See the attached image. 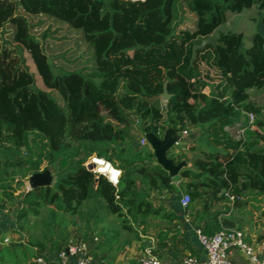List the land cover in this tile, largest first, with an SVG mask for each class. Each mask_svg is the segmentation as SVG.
Masks as SVG:
<instances>
[{"label": "trees", "instance_id": "16d2710c", "mask_svg": "<svg viewBox=\"0 0 264 264\" xmlns=\"http://www.w3.org/2000/svg\"><path fill=\"white\" fill-rule=\"evenodd\" d=\"M252 9L264 23V0H0V211L21 202L13 242L24 240L23 224L45 207L75 217L93 206L88 215L98 221L108 214L128 222V214L136 223L151 216L174 222L176 214L156 207L151 193L181 191L205 235L242 231L239 220L249 218L255 231L247 242L264 243V121L248 102L249 91L264 90L263 39L255 33L245 48L243 33L215 37L228 13ZM41 17L78 35L76 47L88 52L83 63H54L50 36H37L32 24ZM184 36L192 45L186 63L183 50H169ZM208 38L215 45L197 50L191 65L193 47ZM164 84L171 97L163 104ZM247 113L260 129L237 141L226 129ZM169 128L195 132L207 147L168 152L175 164L187 163L177 184L149 144L136 147ZM185 149L192 155L183 156ZM92 153L122 170L117 188L82 166ZM46 169L55 183L28 189L29 178ZM1 250L21 264L16 248ZM9 262L0 253V264Z\"/></svg>", "mask_w": 264, "mask_h": 264}, {"label": "rangeland", "instance_id": "374dc122", "mask_svg": "<svg viewBox=\"0 0 264 264\" xmlns=\"http://www.w3.org/2000/svg\"><path fill=\"white\" fill-rule=\"evenodd\" d=\"M260 18L261 17L258 16L256 9L245 11L242 14L228 13L227 23L217 30L215 37L219 39L223 34H228L230 32L243 33L245 35V48H248L251 46L252 38L256 33L257 24ZM39 19L43 21L42 24H37ZM32 24L36 25L35 34L37 36H40L44 32L50 36V38L45 41L47 44V53L56 65L65 66L62 63V59L65 61H68L67 59L70 61L76 60L81 64L83 63V60L87 58V47L81 43H79V45L76 47L74 39L77 40L78 35L70 32L66 26L60 27L59 25L54 24L53 21L46 20L45 17L34 18L32 20ZM58 28L61 30L57 31ZM174 43L176 46L170 47L169 50L172 52L183 50L186 53L184 59V63H186L191 54V43L186 41V36L183 38H176ZM163 62L162 66L165 67L167 62L170 64L176 63V59L172 58V60H167L165 61L166 64ZM29 68L30 70L34 69L32 64H29ZM150 77L152 78V76ZM208 92L209 90L206 89V93ZM249 95L248 102L259 108L261 111L260 115L257 116V120L264 121V90H251L249 91ZM162 103L164 104L165 102L162 101ZM248 114L249 113L244 116L241 121L242 123L246 122ZM230 128L231 126H229V129ZM244 129V133L240 134L239 136H236V134L235 136L233 135L237 141L245 139L246 131H257L260 128L254 124L251 127L244 125ZM189 132L196 134L192 131ZM141 141L139 142L140 144ZM200 141L201 139L197 137V139H195L193 142L194 144L187 147H197V150L194 152V154L204 153L207 150V147L200 146L202 145ZM140 144L136 145V147H140ZM182 145L180 146L182 147ZM180 146L177 147V151L179 152H181L180 150L182 149ZM149 148L147 147L146 149L149 150ZM186 149L185 152L182 151V155L186 153L183 156L186 157L187 154L191 156L192 154L190 155L189 151ZM27 186L28 189H30L28 181ZM183 195L185 194L181 191H177L176 194L164 192L163 196L158 197L151 193L155 205H157L159 201L161 203L163 198H165V204H171V202L174 201L177 205L181 199L180 196L182 197ZM169 198H172L170 202L167 200ZM1 200L2 198L0 196V201ZM9 207H12L10 212H4L2 210L0 211V253L2 254V257L6 259V261H10L8 264L15 263L14 261L12 262V256L11 253H8L9 251L7 252L4 250V253L3 250H1L7 245H10L12 248H16L13 254L18 256L19 260L15 257L18 262L21 264H32L35 256L39 255L40 253L54 254L57 245H59V243L66 238L70 240H82L86 238L87 240L93 241L97 245L95 260L100 264L102 260H105L108 264L121 263V261L130 258L136 253L144 251L149 240H146V244H141L140 242L145 240L141 236L152 233L154 230L153 225L156 224L155 222H157V220L148 217L143 224L139 223L141 218H138V222L136 223L130 218L128 214V222H123V219L119 216L108 214L106 215L104 221H98L97 218H92L90 215H88V211L90 213L93 211V206H86L84 214H82V216L75 217L63 216L58 212L53 214L52 209L45 207L41 209L39 217L28 218V220L25 221L22 229L24 240L16 243L13 242L10 232L17 228L16 215L18 214V211L21 207L20 200H14V205H9L8 208ZM238 226H242V231L245 233L246 237H248L255 230L253 220H250L249 218L240 219ZM235 229L239 230L238 228ZM140 233H142V235ZM36 243L39 245H44L45 249L42 250V248L38 246L33 247V245ZM241 258L244 259L243 256H241Z\"/></svg>", "mask_w": 264, "mask_h": 264}, {"label": "built area", "instance_id": "2783aa9c", "mask_svg": "<svg viewBox=\"0 0 264 264\" xmlns=\"http://www.w3.org/2000/svg\"><path fill=\"white\" fill-rule=\"evenodd\" d=\"M247 126H252L255 123L256 117L250 113L247 115ZM244 123L235 122L231 125V128L227 127V131L232 135L239 136L244 133ZM190 134L189 131H183L182 134H178L179 140L176 146L184 144V139ZM141 146L148 145L146 138L142 139ZM112 164V163H111ZM112 166L116 169L113 164ZM91 168V169H89ZM96 168L94 163L88 165L87 170L92 172L96 176H103L94 172ZM121 175L118 178L119 182L114 187H118L120 183ZM191 199L188 194H185L180 199V205L184 210V220L190 221L191 215L187 211ZM196 236L198 242L202 246L205 252L203 260L197 257L188 255L183 264H237L235 257L243 256L245 264H264V243L250 244L246 240L245 233L236 229L223 228L212 236L205 235L201 228L196 230ZM95 243L93 241L85 240H70L66 242L61 249L55 254H40L36 256L32 264H99L93 255ZM140 264H163L159 255L157 254L153 246H147L139 260Z\"/></svg>", "mask_w": 264, "mask_h": 264}, {"label": "crops", "instance_id": "0c3cea01", "mask_svg": "<svg viewBox=\"0 0 264 264\" xmlns=\"http://www.w3.org/2000/svg\"><path fill=\"white\" fill-rule=\"evenodd\" d=\"M197 134L190 133L185 139V143L188 146H192L194 144V140L197 139ZM175 184L178 183L177 177L175 178ZM178 188V187H177ZM178 197V195H177ZM176 197V198H177ZM174 198V197H173ZM181 198V196H180ZM163 200L159 201L156 207L162 206L165 209L166 213H175L177 216V220L174 222H167L166 220H162L160 218H155L151 216L152 219L157 220L154 224V230L149 235L145 234L142 235L143 241L141 244H146V240H149L147 246H153L159 255L160 259L162 260L163 264H183L184 259L188 256L197 257L200 260H203L205 257V252L200 243L198 242L196 236V230L201 228L200 225L194 223V213H190L191 218L189 222L184 220V210L179 203L177 205L174 201L168 204H165ZM168 202L172 200V198L167 199ZM170 204V205H169ZM255 231V230H254ZM253 231V232H254ZM153 234V235H151ZM146 246V247H147ZM97 245L95 244V248L93 250V255L96 258ZM143 252L140 251L135 255L131 256L121 263L117 264H140L139 260L142 256ZM235 262L237 264H245V262L240 259V257H235ZM100 264V263H99ZM101 264H108L105 260L101 261Z\"/></svg>", "mask_w": 264, "mask_h": 264}, {"label": "water", "instance_id": "95a60500", "mask_svg": "<svg viewBox=\"0 0 264 264\" xmlns=\"http://www.w3.org/2000/svg\"><path fill=\"white\" fill-rule=\"evenodd\" d=\"M262 18L263 16H261L257 24L256 33L259 34L260 37L263 39L264 48V23L262 22ZM210 44L215 45V40L213 38L205 39L200 45H195L193 47L192 58L190 61L191 65H193L197 50L204 49ZM170 97L171 95L168 93L167 84H164L161 99L163 102H167ZM146 139L150 148L154 152L156 163L160 165L165 171H167L172 178H176L178 176L179 171L187 165V163L184 161L179 164H175L173 160L168 157V152L172 150L178 143V134H176L173 129L169 128L165 131L163 138H158L154 134H148ZM22 149L24 150V148ZM55 181V177H53L51 175V172L46 169L43 172L32 175L28 180V185L30 189H36L38 187L52 186Z\"/></svg>", "mask_w": 264, "mask_h": 264}, {"label": "clouds", "instance_id": "9594fccd", "mask_svg": "<svg viewBox=\"0 0 264 264\" xmlns=\"http://www.w3.org/2000/svg\"><path fill=\"white\" fill-rule=\"evenodd\" d=\"M91 163L96 165V168L93 171L103 174L110 184L116 185L119 182L118 178L120 177L122 170L114 168L112 164L106 161L103 157H98L96 153H92L82 166L87 169L88 165Z\"/></svg>", "mask_w": 264, "mask_h": 264}]
</instances>
